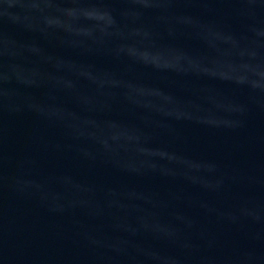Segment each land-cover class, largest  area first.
Instances as JSON below:
<instances>
[{"label": "water", "instance_id": "1", "mask_svg": "<svg viewBox=\"0 0 264 264\" xmlns=\"http://www.w3.org/2000/svg\"><path fill=\"white\" fill-rule=\"evenodd\" d=\"M0 264H264V0H0Z\"/></svg>", "mask_w": 264, "mask_h": 264}]
</instances>
